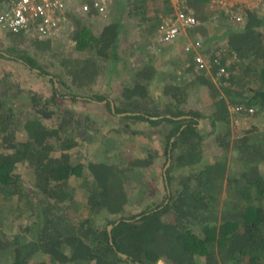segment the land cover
Returning <instances> with one entry per match:
<instances>
[{
    "label": "trees",
    "instance_id": "trees-1",
    "mask_svg": "<svg viewBox=\"0 0 264 264\" xmlns=\"http://www.w3.org/2000/svg\"><path fill=\"white\" fill-rule=\"evenodd\" d=\"M209 1L188 2L202 23L208 19L203 10ZM171 11L170 0L128 3L130 17L150 22L148 33ZM217 14L226 21L217 24L214 33L209 24L189 29L206 37L203 53L204 46L213 44L206 57L214 65L212 72L200 69L192 55L194 59L185 63L186 72L192 75L186 82L170 81L171 74L164 77L152 63L129 62L121 50L122 22L106 21L107 14L95 22L89 16H74L70 38L75 46L70 57L55 50L57 39L31 43L45 54L47 60L42 63L16 44L0 50L1 58L13 59L8 61L22 72L31 71L52 86L50 98H44L32 90L25 93L26 82L0 76V197H23L32 211L18 234L0 230V264L10 255L11 264H264V174L260 170L264 128L233 142L240 177L229 180L237 185L235 199L219 211L230 169V106L253 107L264 116V14L246 9L243 19L231 24L225 11ZM10 35L21 40L28 36ZM222 40L226 42L219 46ZM223 46L239 58L235 63L238 74L219 73L226 58L217 60V51L223 52ZM102 74L103 91L95 88ZM197 87H203L209 97L208 104L202 98L198 101L210 108L209 134H214L222 152L211 160L203 155L209 141L200 127L206 112L185 108L189 91ZM79 100L103 103L119 116L120 126L112 129L117 134L162 136L164 154L172 166L163 173L165 195L161 201L145 202L138 211H129L128 186L142 175L143 167H153L152 154L130 163L113 157L87 166L80 157H72L70 149L76 140L91 139L88 132L93 123L63 106L65 101ZM53 116L58 123L49 129L41 118ZM137 123L144 124L143 129H136ZM19 131H25L27 138L19 139ZM59 138L63 151L55 155L52 145ZM20 164L33 174L32 194L21 184ZM173 169L188 172L177 180ZM73 178L83 179L87 192L88 215L80 220L69 210L77 200Z\"/></svg>",
    "mask_w": 264,
    "mask_h": 264
},
{
    "label": "rangeland",
    "instance_id": "rangeland-1",
    "mask_svg": "<svg viewBox=\"0 0 264 264\" xmlns=\"http://www.w3.org/2000/svg\"><path fill=\"white\" fill-rule=\"evenodd\" d=\"M91 0H72L70 3H90ZM107 4V19L106 21H111L116 18L123 19L122 22V37L121 41V50H125V58L130 62L133 61L138 65H145L152 63L158 68L160 72H164L165 75H170V81L181 82L189 81L191 79V73H187L185 68V63L187 60L194 59L193 53H184L182 57V52H184V43L186 41V36L184 38H178L172 44L166 45H157L156 47H151V38L154 34V31L148 33V27L150 22H140L132 17L127 16V0H114L115 3L109 8L110 0H102ZM210 3V2H209ZM208 5L205 6L203 10V15L208 17L207 21L200 24L205 25L209 24L210 33H214L216 30V25L224 23L226 19H222L216 10H212ZM236 6V7H235ZM161 7L166 8L165 5ZM235 7V8H234ZM228 14L227 23L231 24L235 21H240L243 19V12L246 9L258 10L261 14H264V0H229L228 1ZM73 14V13H72ZM71 14V15H72ZM87 13L81 14L85 15ZM160 14V11L158 15ZM77 15V14H76ZM95 15H98L95 13ZM102 16V15H101ZM87 17V16H84ZM105 18V16H103ZM91 20L95 21L96 17L94 15H89ZM102 22L100 21V25ZM126 25V26H125ZM126 27V30H125ZM197 27V26H196ZM194 27V29L196 28ZM73 27L71 26V29ZM155 30V29H154ZM189 38L196 39L201 38L203 43L205 42L206 37L202 34L191 32L189 30ZM35 38L27 36L24 40H21L19 37L12 38L10 32L0 31V50H5L12 44H16L17 48H22L30 52L31 56L39 60L42 63L44 60H47L44 56V53L39 52L34 48L31 43ZM58 47L55 49L65 57H70L73 53L75 42L71 40L69 33L66 32L59 38ZM226 41L222 40L219 46L223 45ZM214 48L213 44L204 46V57H209L210 50ZM223 52L217 51L218 59L223 56L226 58L224 66V72L220 71V74L228 76L230 73L238 74L239 68L236 66V62H239V58L235 53H232L228 50L227 47L222 48ZM195 56V55H194ZM8 60H13L7 57ZM6 58L0 57V76L4 77L5 74L20 82L21 80L25 83V90L34 91L38 96L44 98H50L52 92L51 84L43 79L40 76L35 75L33 72L28 70H20L18 66L10 63ZM59 60V59H56ZM210 62V61H209ZM211 63V62H210ZM213 64V63H212ZM214 66V65H213ZM232 68V70H230ZM211 73L212 70L206 71ZM103 76L102 74L98 78V83L95 85V88L104 90L103 88ZM167 76V77H168ZM21 77V79H20ZM125 78L124 76L120 78V82ZM126 78H128L126 76ZM217 80V77H214ZM161 84V82H160ZM187 102L185 104L186 109L199 108L206 112L205 117L200 120V127L204 134H207V141L209 144L204 146L203 155L206 160H211L213 157H219L222 155L221 149L216 147L214 142V134H209L212 130V125L210 118L207 116L210 113V108L207 105L203 106L198 101L202 98L206 104L209 103V97L203 87H197L194 90H190L187 97ZM25 101V100H23ZM50 107L52 103H49ZM64 107L69 108L74 111L79 119L90 118L93 121L90 126L89 124V135L91 139L76 140L75 146L70 149L73 158H79L87 166L90 162L93 161H110L113 157L118 158L120 161L130 163L136 158H148L151 154L153 157V167H148L142 169V175L135 176V179L128 186V195H129V211L130 213L136 212L141 209L142 205L145 202H159L163 199L165 195L164 179L163 173L165 169L171 167L172 162L170 161L169 165L167 161V156L164 154L165 142L162 139L160 134L148 136L143 134H132L124 133L117 134L112 129L118 128L119 125V116L113 115L110 113L107 106H104L103 103L95 102H85L84 100H79L75 103H69L65 101ZM231 107V106H230ZM33 114V113H31ZM43 123L47 128L51 129L55 127L58 123V118L53 116L51 119L41 118ZM229 129H230V146L228 151V165L230 167L228 171V179L226 178L223 183V190L220 196L219 211L231 206V202L235 199V188L237 185L235 183L229 184V180L233 177H240L239 168L240 165L235 161L237 157V151L233 149V142L239 137L245 135H251L256 132L262 131L264 128V116L258 114L257 112L253 113H240L229 115ZM144 124L137 123L135 128L140 130L143 129ZM107 135V137H106ZM18 138L24 140L27 138L25 131L18 132ZM60 138L54 140V154L60 155L63 149L60 146ZM48 144L45 137L43 138V145ZM261 172L264 174V164L261 166ZM238 171V172H237ZM176 179L178 180L181 176L187 174V169H173ZM17 173L21 175V184L23 188H27V192L32 194L34 190V177L30 169H28L24 164H20ZM84 181L81 178H73L72 184L75 187L74 196L77 199L73 204L69 206L71 214L76 219L85 218L88 215L87 208L85 207L86 201V189L83 185ZM232 200V201H231ZM69 205V203H67ZM66 205V206H67ZM131 206L133 207L131 209ZM34 208V205H33ZM30 208H28L23 197L14 196L12 199L0 197V230L3 229L7 232H11L12 235L18 234L22 230V224L27 221L28 216L31 214ZM219 212V215L221 213ZM10 227H7L9 226ZM11 226L13 227L12 229ZM12 257H7L4 260V264H11ZM203 258H200V261L203 262ZM159 264H170L168 262L160 261Z\"/></svg>",
    "mask_w": 264,
    "mask_h": 264
},
{
    "label": "built area",
    "instance_id": "built-area-1",
    "mask_svg": "<svg viewBox=\"0 0 264 264\" xmlns=\"http://www.w3.org/2000/svg\"><path fill=\"white\" fill-rule=\"evenodd\" d=\"M72 0H0V30L10 33L27 34L39 40L57 39L71 30L70 15L92 13L105 16L107 4L102 0L91 3H78ZM229 0H210L212 10L228 11ZM240 1V0H237ZM189 0H170L172 11L162 17L151 38V47L173 43L184 38V51L193 53L200 69L212 70V63L203 55V40L189 38L188 30L200 25ZM224 66L220 71L224 72ZM219 71V73H220ZM253 113L255 108L243 105L231 106L230 116L240 113Z\"/></svg>",
    "mask_w": 264,
    "mask_h": 264
},
{
    "label": "crops",
    "instance_id": "crops-1",
    "mask_svg": "<svg viewBox=\"0 0 264 264\" xmlns=\"http://www.w3.org/2000/svg\"><path fill=\"white\" fill-rule=\"evenodd\" d=\"M109 2H110V4H109V8H111V6L115 3V1H114V0H110ZM126 3H127V6H125V8L127 7V8H126V9H127V16L130 17L129 14H128V3H129V0H127ZM89 15H91V16L94 15V16L96 17V20H95V21H97L100 17H103V16H101V15H99V14H98V15H95V14H88V13L85 14V15H81V14H77V15H76V14H72V15H70V23H71V25H72L73 28L68 32V33H69V36H70L71 31H72V30L74 29V27H75V25H74V16H75V17H84V16H89ZM91 19H92V18H91ZM114 20H117V21H120V20H121V21H123V19H118V18H116V19H114ZM93 21H94V20H93ZM95 21H94V22H95ZM99 22H100V20H99ZM125 26H126V25H125ZM125 30H126V27H125ZM0 31H2V30H0ZM28 36H29V35H28ZM71 40H73V39H71ZM73 42H75V41L73 40ZM74 44H75V43H74Z\"/></svg>",
    "mask_w": 264,
    "mask_h": 264
},
{
    "label": "water",
    "instance_id": "water-1",
    "mask_svg": "<svg viewBox=\"0 0 264 264\" xmlns=\"http://www.w3.org/2000/svg\"><path fill=\"white\" fill-rule=\"evenodd\" d=\"M170 162H168V165H169ZM167 170V168L165 169V171ZM112 226H109V232L111 230Z\"/></svg>",
    "mask_w": 264,
    "mask_h": 264
},
{
    "label": "flooded vegetation",
    "instance_id": "flooded-vegetation-1",
    "mask_svg": "<svg viewBox=\"0 0 264 264\" xmlns=\"http://www.w3.org/2000/svg\"><path fill=\"white\" fill-rule=\"evenodd\" d=\"M169 161V160H168ZM170 162V161H169ZM164 173H165V171H164Z\"/></svg>",
    "mask_w": 264,
    "mask_h": 264
}]
</instances>
